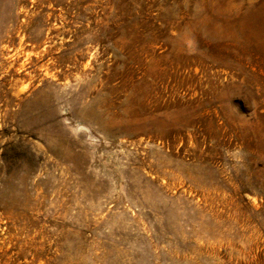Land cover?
Instances as JSON below:
<instances>
[{"label":"rangeland","instance_id":"374dc122","mask_svg":"<svg viewBox=\"0 0 264 264\" xmlns=\"http://www.w3.org/2000/svg\"><path fill=\"white\" fill-rule=\"evenodd\" d=\"M0 264H264V0H0Z\"/></svg>","mask_w":264,"mask_h":264}]
</instances>
